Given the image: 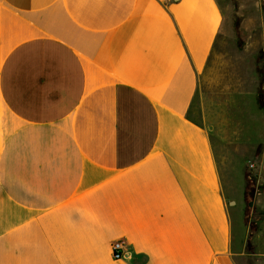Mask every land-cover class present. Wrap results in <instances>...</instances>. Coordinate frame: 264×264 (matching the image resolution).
<instances>
[{"label":"crops","instance_id":"crops-1","mask_svg":"<svg viewBox=\"0 0 264 264\" xmlns=\"http://www.w3.org/2000/svg\"><path fill=\"white\" fill-rule=\"evenodd\" d=\"M222 23L218 0H0V264H240L223 180L252 157L264 181V108L202 89Z\"/></svg>","mask_w":264,"mask_h":264},{"label":"rangeland","instance_id":"rangeland-1","mask_svg":"<svg viewBox=\"0 0 264 264\" xmlns=\"http://www.w3.org/2000/svg\"><path fill=\"white\" fill-rule=\"evenodd\" d=\"M223 23L202 79L207 94L223 96L246 90L264 108V0H218ZM244 153H247L246 151ZM248 159V158H247ZM245 160V183L236 167L231 209L233 246L240 264H264V181L254 183L256 159Z\"/></svg>","mask_w":264,"mask_h":264},{"label":"built area","instance_id":"built-area-1","mask_svg":"<svg viewBox=\"0 0 264 264\" xmlns=\"http://www.w3.org/2000/svg\"><path fill=\"white\" fill-rule=\"evenodd\" d=\"M112 256L115 259L124 257L127 254L126 247L122 240H115L111 243Z\"/></svg>","mask_w":264,"mask_h":264}]
</instances>
